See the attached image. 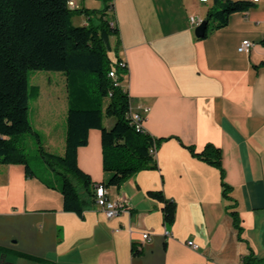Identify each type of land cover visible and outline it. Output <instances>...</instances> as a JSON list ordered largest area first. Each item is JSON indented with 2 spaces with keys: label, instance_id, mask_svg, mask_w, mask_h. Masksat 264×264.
Here are the masks:
<instances>
[{
  "label": "crops",
  "instance_id": "1",
  "mask_svg": "<svg viewBox=\"0 0 264 264\" xmlns=\"http://www.w3.org/2000/svg\"><path fill=\"white\" fill-rule=\"evenodd\" d=\"M110 4L119 28L110 43L119 41L117 54L128 69L121 85L134 109L150 108L144 125L162 139L157 167L106 187L110 199L127 198L129 206L109 218L86 191L80 216L63 208L59 182L49 177L57 187L48 186L42 176H28L22 163H0V264H244L249 253L264 260V0L233 13L226 26L203 38L189 17L205 19L215 0ZM75 19L90 21L84 13ZM246 38L254 41L249 53L238 50ZM49 82L53 88L38 84L30 119L48 148L66 139L69 104L66 75ZM208 143L221 148L226 193L220 169L187 147L201 151ZM77 161L96 184L108 179L100 129L89 130ZM151 189L175 202L172 222L165 221V202L150 196Z\"/></svg>",
  "mask_w": 264,
  "mask_h": 264
},
{
  "label": "trees",
  "instance_id": "2",
  "mask_svg": "<svg viewBox=\"0 0 264 264\" xmlns=\"http://www.w3.org/2000/svg\"><path fill=\"white\" fill-rule=\"evenodd\" d=\"M102 9L70 8L68 0H0V163H22L28 176L37 175L30 165L24 136L33 133L39 142V151L54 170L61 167L65 172L59 190L63 194V208L83 216L87 200L82 191L95 198L96 184L77 161L78 148L88 143L91 128L101 130L103 168L109 174L101 182L106 187L121 185L128 177L143 168L157 167V159L150 148L159 145L162 139L150 133L138 131L130 123L131 107L129 93L122 85H115L109 76L115 66L120 80L127 73V63L120 64L119 41L114 47L112 35L119 34L118 25H111L110 1L104 0ZM251 0H215L209 8L207 19L210 25L202 36L226 26L235 12L253 6ZM84 13L88 24H75L73 16ZM93 22V16L98 15ZM114 49L116 56L108 55ZM124 61V60H123ZM30 69L60 71L67 77L68 110L66 115V139L63 154L49 151L42 143L40 133L35 130L29 117L30 88L39 92V86H30ZM105 117H114L111 126L104 124ZM190 152L220 169L225 193L228 185L224 181L221 148L208 143L197 151L193 145ZM42 180L52 187L56 184L47 177ZM150 196L162 199L165 221L174 220L175 202L164 196L160 189L148 191ZM236 226L239 218L234 213ZM134 253L138 250L134 248ZM30 258H37L26 255ZM38 259V258H37ZM244 264H264L263 259L252 253L245 255Z\"/></svg>",
  "mask_w": 264,
  "mask_h": 264
},
{
  "label": "built area",
  "instance_id": "3",
  "mask_svg": "<svg viewBox=\"0 0 264 264\" xmlns=\"http://www.w3.org/2000/svg\"><path fill=\"white\" fill-rule=\"evenodd\" d=\"M202 1H207V0H202ZM251 1H259V0H251ZM68 5L70 8H79L80 5L75 1V0H68ZM113 6L111 4L110 10L112 11ZM190 22L194 25L197 26L199 25L203 19L197 15H190ZM111 25H117L116 21L114 19L111 20ZM254 46V41L251 39H243L241 43L238 46V50L241 52H246L249 53L251 49ZM120 64H125V61L121 60ZM118 72L113 66L110 71H109V76H111L114 79V84L115 85H121V80L118 76ZM125 89V88H124ZM149 107L146 105H140L137 109H134L132 106L129 109L128 112V118L130 119V123L135 127L136 130L138 131H143L147 132V129L144 125V121L146 119L147 113L149 111ZM150 152L152 153L153 156L156 157L157 154V145H154L150 148ZM95 201L96 203L103 209L107 217H114L118 213H120L122 210L128 209V199L127 198H118V199H110L107 193V188L104 184L102 183H97L95 184ZM168 232L166 231V234ZM149 237L148 232L143 233V239H146ZM190 246L193 248H198V244L195 243L193 240H189L187 242Z\"/></svg>",
  "mask_w": 264,
  "mask_h": 264
},
{
  "label": "rangeland",
  "instance_id": "4",
  "mask_svg": "<svg viewBox=\"0 0 264 264\" xmlns=\"http://www.w3.org/2000/svg\"><path fill=\"white\" fill-rule=\"evenodd\" d=\"M90 4H95L91 1H87ZM94 6V5H92ZM81 13H77L76 15H79ZM76 24H79V21L75 19ZM108 55L112 57V51L108 50ZM62 72L60 71H53V70H40V69H30L28 71V79L30 86L33 84H40L41 86H46L48 88H53V83L49 82V78L54 79L55 77H58L61 75ZM34 93H32L30 88V98H29V105H30V119H33L34 110L36 103L34 102ZM61 112V106L58 101L57 105V113L59 114ZM60 116V114H59ZM115 121L114 117H105L104 118V124L111 126ZM42 143L45 146L46 139H44L43 135L41 137ZM24 142L26 144V153L27 158L32 166V168L37 172L38 175L42 177H50L52 180H55L57 182H62L63 174L61 172H65L61 167H57V170H54L50 167V165L45 161L44 157L41 155L39 151V142L37 141L36 136L33 133H26L24 136ZM64 146V147H63ZM46 147V146H45ZM49 151L55 152L58 154H63L65 150V140L63 144L58 143L55 147H46Z\"/></svg>",
  "mask_w": 264,
  "mask_h": 264
},
{
  "label": "water",
  "instance_id": "5",
  "mask_svg": "<svg viewBox=\"0 0 264 264\" xmlns=\"http://www.w3.org/2000/svg\"><path fill=\"white\" fill-rule=\"evenodd\" d=\"M209 19L205 18L203 21L196 26L195 32L197 36H203L205 35L207 29H208Z\"/></svg>",
  "mask_w": 264,
  "mask_h": 264
}]
</instances>
